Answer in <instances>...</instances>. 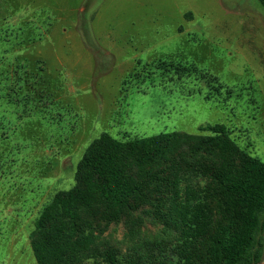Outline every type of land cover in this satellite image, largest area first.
I'll return each instance as SVG.
<instances>
[{"label": "rangeland", "instance_id": "1", "mask_svg": "<svg viewBox=\"0 0 264 264\" xmlns=\"http://www.w3.org/2000/svg\"><path fill=\"white\" fill-rule=\"evenodd\" d=\"M18 53L45 61L46 71L28 63L22 84L33 110L21 127L14 113L0 127V264H37L30 237L41 210L74 186L79 161L104 132L129 140L220 124L264 162L258 0H0V56ZM158 61L217 76L230 99L223 90L206 100L194 76L170 81L167 71L139 68ZM139 71L145 77L133 78Z\"/></svg>", "mask_w": 264, "mask_h": 264}, {"label": "trees", "instance_id": "2", "mask_svg": "<svg viewBox=\"0 0 264 264\" xmlns=\"http://www.w3.org/2000/svg\"><path fill=\"white\" fill-rule=\"evenodd\" d=\"M28 63L46 71L41 59L0 56L1 130L9 113L19 115V128L33 110L22 84ZM139 68L167 71L170 81L194 76L208 88L206 100L223 90L226 102L231 96L217 76L193 64ZM199 132L129 140L102 133L79 161L74 186L57 191L35 222L30 241L37 264H262L264 162L224 125Z\"/></svg>", "mask_w": 264, "mask_h": 264}, {"label": "crops", "instance_id": "3", "mask_svg": "<svg viewBox=\"0 0 264 264\" xmlns=\"http://www.w3.org/2000/svg\"><path fill=\"white\" fill-rule=\"evenodd\" d=\"M262 264H264V261L262 262Z\"/></svg>", "mask_w": 264, "mask_h": 264}]
</instances>
